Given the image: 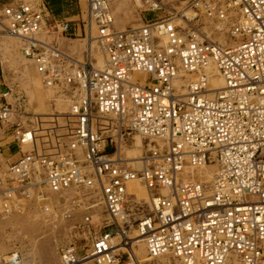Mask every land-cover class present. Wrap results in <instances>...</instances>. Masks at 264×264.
<instances>
[{
  "label": "built area",
  "instance_id": "1",
  "mask_svg": "<svg viewBox=\"0 0 264 264\" xmlns=\"http://www.w3.org/2000/svg\"><path fill=\"white\" fill-rule=\"evenodd\" d=\"M179 1L116 30L110 1L88 0L102 66L92 48L82 59L65 49L69 20H50L31 1L3 8L6 31L70 114L64 135L30 124L18 117L23 97L0 88V128L19 149L14 160L0 157V213L36 209L47 221L80 213L74 227L89 248L62 246L63 264H140L132 249L141 238L152 258L264 264V0ZM207 28L227 35L214 39ZM211 67L223 87L210 86ZM136 137L141 166L125 151ZM211 164L208 180L199 172ZM2 264L26 261L15 249Z\"/></svg>",
  "mask_w": 264,
  "mask_h": 264
},
{
  "label": "rangeland",
  "instance_id": "2",
  "mask_svg": "<svg viewBox=\"0 0 264 264\" xmlns=\"http://www.w3.org/2000/svg\"><path fill=\"white\" fill-rule=\"evenodd\" d=\"M18 1H31L34 5L42 8L45 7L43 4L44 0H5V3L9 4ZM80 1L84 11V21L78 33H82V35L68 36L69 39L67 40H64L66 38L64 36L62 39L64 43L62 40L60 42L63 46H66L65 49L71 54L82 59L92 38L90 48H92L94 56L99 60L98 65L102 66L105 58L102 54H99L96 42L94 41L96 34L94 23L91 36L88 35V38L86 37L90 22L89 2L88 0ZM109 1L114 19L113 27L116 30L139 26L143 21L155 20L160 16L167 15L172 10L179 9L182 5L179 0H159L162 8L149 12L146 11L147 6L144 0ZM5 5L0 9V88L4 90L11 89L14 96L21 95L23 97V110H19L18 112V117L23 118V121L26 120L30 124L33 122L32 124L34 125L39 124L41 128H47V130H53L64 135L67 133L65 125L68 124L69 120L70 103L62 100L59 94L43 84L34 66L23 56L21 52V40L7 35L8 33L5 29L6 20L3 13ZM207 29L213 31L212 37L217 40H224L227 35L221 31ZM233 39L235 41L239 40L238 37ZM10 100L14 102L13 98H10ZM3 135L0 128V148L6 145V140H12L11 138L5 140L6 136L4 137ZM138 141L139 145H137ZM144 147V140L141 137H136L134 146L125 149L126 156L131 159L137 158L136 160L138 161L135 163L142 165V160L138 158H141L145 152ZM10 159L14 160L15 157H11ZM5 167L4 165L3 169ZM138 188L142 194L146 192L143 186L138 185ZM99 206V209L98 207L97 209L101 212L103 210L102 205ZM79 221H81L80 213H77V219L74 221L63 219L47 221L36 209L21 215L5 216L0 213V264H2L6 255L15 249L21 251L26 264H63L60 249L62 246L71 243L76 245L80 255L85 254L89 248L90 239L85 238L82 234H78L74 223ZM91 227L94 231L103 230V226L99 223H95ZM139 249L141 264H182L181 260L172 254L152 258L148 256L143 244ZM91 263L82 261L79 264ZM231 264H238V262L235 260Z\"/></svg>",
  "mask_w": 264,
  "mask_h": 264
},
{
  "label": "crops",
  "instance_id": "3",
  "mask_svg": "<svg viewBox=\"0 0 264 264\" xmlns=\"http://www.w3.org/2000/svg\"><path fill=\"white\" fill-rule=\"evenodd\" d=\"M5 4V0H0V9ZM43 4L49 14V19L69 20L71 24L69 34L74 36L78 33L84 21V11L80 0H44ZM89 30L88 26V35ZM67 39H69L68 36L64 38V40ZM64 40H62L63 43ZM87 40L89 41V39ZM0 154V157L6 160H11V157L16 159L19 155V149L16 144L4 145L0 148Z\"/></svg>",
  "mask_w": 264,
  "mask_h": 264
},
{
  "label": "bare ground",
  "instance_id": "4",
  "mask_svg": "<svg viewBox=\"0 0 264 264\" xmlns=\"http://www.w3.org/2000/svg\"><path fill=\"white\" fill-rule=\"evenodd\" d=\"M111 4V3H110ZM180 8V7H179ZM93 23L94 21L90 18V22H89V35L91 36V30H92V27H93ZM95 24V23H94ZM122 29H125V28H122ZM8 33V32H7ZM7 35H10V36H13L11 34H7ZM15 37V36H13ZM17 38V37H16ZM19 39V38H18ZM92 41V38L91 40L89 41L88 43V49L90 50V46L92 43H90ZM99 61V60H98ZM99 63V62H98ZM208 74L210 75V86L212 88H221L225 85V82H224V79L220 76L219 72H218V69L216 67H211L210 70L208 69ZM52 89V87H50ZM139 145V141H138V144ZM141 166V164L139 165ZM216 169V166L214 164H211V165H208L206 166L205 168L201 169L199 173H202L204 176L207 177L208 180H211L212 177H213V174H214V170ZM137 189H138V193L139 195L143 196L145 199H148V194L147 192H145L144 194H142L140 191H139V188H138V185H137ZM137 243L135 244V246L133 247L132 249V253L137 257L138 259V262L140 263L141 262V259H140V246L143 244L146 248V244L144 242V239H139L136 241ZM137 246V247H136ZM147 251V250H146ZM175 257V256H174ZM178 258V257H177ZM180 259V258H179ZM81 261L83 262H86V263H89L91 262V259H81ZM141 264V263H140Z\"/></svg>",
  "mask_w": 264,
  "mask_h": 264
}]
</instances>
